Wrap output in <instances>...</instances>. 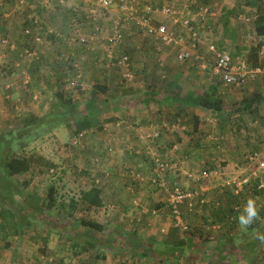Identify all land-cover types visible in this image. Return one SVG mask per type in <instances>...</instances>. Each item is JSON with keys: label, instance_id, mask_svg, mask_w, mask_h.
I'll use <instances>...</instances> for the list:
<instances>
[{"label": "crops", "instance_id": "0c3cea01", "mask_svg": "<svg viewBox=\"0 0 264 264\" xmlns=\"http://www.w3.org/2000/svg\"><path fill=\"white\" fill-rule=\"evenodd\" d=\"M20 1L0 0V33L7 35L11 39V42L8 40L4 43L2 42L4 45L1 43L0 50L1 47L2 49H17L22 47L23 41L20 40L22 37L21 29L30 23L28 14L37 12L40 17L42 16L43 19H41L42 21L44 20L43 23L46 26L61 35L60 38H56L58 39L57 43L52 42L51 45L49 41L53 37H48L44 40L45 42L37 47L40 54L38 61H36V67L44 75L40 76L41 80L49 76L55 82L51 72L56 67L52 66L53 64H50V61L57 63L56 59H61V55L63 54L68 56L69 51H74V57H77L81 66L82 64L84 66L92 65L93 63L98 64V67L94 65L96 76L91 74L93 70L90 68L88 74L82 78L84 80L83 85L90 78H97V75L104 79L109 78L110 72L107 69H100L102 68L101 61L103 58L99 56L101 47L98 46L102 42L105 45L107 44L106 40H100L101 37H104L102 36L103 32L99 35L94 34L95 38L89 36V32L82 33L87 36L85 43H77L75 40H71V34L73 33L69 24L71 13L73 15L80 14L82 6H85V11L89 13L92 9L97 8V0H23L24 4H20ZM133 1L137 5L151 4L149 0ZM154 1H157V3H154L153 6L159 7L160 0ZM222 1V4H224L223 9L225 8L224 14L231 16L239 14L238 19L242 21L243 25H246L245 21L248 18L250 19L252 22V34L257 39L253 20L260 8L264 12V0ZM86 5L90 6L87 8ZM199 6L200 0L198 1ZM33 7L36 8V11ZM198 7L192 14V18L197 26L198 20L196 21V18L199 17L200 10L196 11ZM113 11L115 12V8ZM233 11L238 12L234 13ZM210 12L213 15L207 19L209 25L217 17L214 11L211 10ZM162 16L169 23L171 22L170 17ZM244 17L246 18L245 20L243 19ZM158 21L161 22V19H158ZM202 24L204 23L202 22ZM109 25L106 36L111 33V22ZM247 29L244 26L241 31L239 30L241 38L248 34L246 32ZM88 37L90 40H88ZM136 37L144 38L143 49L150 47L151 52H154L153 50L157 52V49L149 38L141 36L134 28H131L126 33L123 42L119 46H116L119 53L125 52V48H128L132 41L135 42ZM198 41L200 42V38ZM19 44H21V47H19ZM165 48L168 49L169 47L162 46L159 51H162V49L164 51ZM219 49L227 50L231 56L234 53L237 54L238 57L232 56L235 61L244 60L253 65L262 64L264 61V47L258 53V62L256 64L244 59L249 58V55H246L241 48H238L239 50L236 48V50L232 51V48L229 49L221 46ZM19 53L22 56L20 60H27L21 54V50ZM33 67L36 69L35 66ZM59 67L63 70L62 66L59 65ZM164 77L165 75H162V78ZM177 77L178 74L175 73L169 80L170 85L173 86L176 83ZM206 78L209 77L206 76ZM216 78L219 81L217 76ZM2 80L0 78V83ZM45 82L47 83L48 80L46 79ZM219 83L221 84L220 81ZM214 84L210 83V87L215 86ZM206 85L208 86V84ZM221 86L226 87V90H218L221 96L222 94L225 95L224 99L227 97L226 93L231 92L228 94V100L223 106L222 114L220 111L215 114L210 109L199 106L194 107V99H197L201 94H199V91L197 92L198 85L187 89V92H190L192 96L193 105L191 106H185L184 103H180L184 99L186 92L181 94V92L173 91L174 93L169 98L171 102L169 108L173 109L176 115H178L179 112L192 111L194 107L195 115L193 123L197 121V130H195V134H188L184 132L185 130H181L184 127H177V129L173 127L169 130L160 129L157 145L154 143L155 140L151 141L146 135L158 130V127L153 125L152 122H156L159 118H156L155 114H152L156 112L146 110L145 108L154 106L153 103L156 102L155 96L158 95V89L148 92L146 90L144 98H151L148 104H145L144 100L146 99H143L142 103L132 105L127 110L114 106L117 104L116 102L114 103L115 99L111 100V97L105 95L104 100L101 101L100 99V103L98 102L97 104H102L103 107L109 104V115H104L103 119H113L105 121L106 123L102 125L101 130L93 126L90 129L83 130L79 135L73 136L72 130L68 129L69 139L66 142L60 141L62 137L57 132H53L51 137L56 139V142L59 140L65 145H72L75 149H79L75 156L74 153H68L69 157L66 158L68 167L64 165V168H68L67 171L70 170V167L73 168L71 160L74 164L83 163L80 157L88 154V149L93 151V155L97 157L95 159L92 158L91 164H88L89 159L86 155L84 163L87 167L78 168L79 179L76 184H82L80 188H65L62 197L58 194L60 188L57 189L58 203L62 204H59L49 212V216L52 219L48 221L53 222L54 216L61 212L62 215L77 217L79 221L89 220L98 223L102 226V230L94 233L90 232L88 227H85L67 230L65 234L48 232L42 238L41 247L45 251L49 250L51 254H56V257L60 255V259L64 261L69 259L74 261L73 264H88L87 262L92 259L95 260L92 264H107L110 253L103 246L109 242L112 244L111 249L121 250L120 254L123 255L125 264H264V259H259L262 253L260 250H264V239H259V236L264 233V222H262L264 200L260 199L264 197V192H260L256 188L258 179L255 180L253 176L255 163H250L249 160L245 159V156H248L250 152L260 148L259 143L264 138V113L261 110L262 99L264 97V80L258 78L238 88L235 86H224L223 84ZM39 89H41V86ZM59 91L62 90L52 93L54 98ZM34 92L36 93L30 94L29 97L37 102L36 104L43 100V98L48 97V94L45 92V94L40 91ZM63 93L67 96L66 92ZM89 93L91 94L90 90ZM118 94L121 95L122 93L119 92ZM11 95L13 96V94ZM2 96V88L0 86V110L4 101ZM96 96L100 97L99 94H96ZM252 96L260 99L248 108L241 105L244 102L243 100L249 99ZM106 102L107 105H105ZM232 102L236 103V105L231 106L230 103ZM94 106L97 107L96 104ZM35 107L39 109L41 106L39 104L35 105L33 106V110ZM252 109L253 111H251ZM164 111L165 108L161 112L163 113ZM158 113L161 114L160 112ZM125 116L128 119L126 121L128 122L127 125H123L118 130L112 126L116 117L122 120ZM220 116H225L221 120V124L215 122L218 121ZM133 117L137 119L135 122ZM210 120L213 121L210 122ZM74 128L75 125L72 129ZM177 130L178 132L174 133ZM219 133L224 136V139L218 148L214 145V139ZM110 138L113 139L110 141ZM101 143H103V148L97 149L96 146ZM150 144L156 146L165 155L183 158L184 154H189V159L185 163V170L193 169L195 172H199L202 169H209L213 173L209 178L201 182L186 180L183 172L173 173L166 178L169 185L176 183L185 189L198 187L203 192V203H196L193 211H189L186 204H183L181 207L182 217L189 225V230L187 231L178 230L172 226V217L167 206V191L165 190L168 188H163L164 190L161 191L159 190L160 188L151 185L149 182L152 166L149 164V161H151L149 155L147 156L144 153V149L146 152V147ZM94 145L96 151L92 150L94 149L92 148ZM120 145H122V148ZM78 146H85L87 150L84 149L85 151H83ZM108 147L112 148V152L107 151ZM132 151L136 152L133 153ZM131 171L141 173L142 182L133 181ZM238 175L241 176L239 177ZM88 178L92 182L91 185L88 182ZM232 179H249L250 184L245 185L239 194H236L233 189L235 187L229 185V180ZM261 180L264 182V176ZM125 185H130L131 188H126ZM91 186H97L100 189L101 206H91L81 198V192L89 190ZM23 191L33 197L39 204L46 203L47 201V192L43 199L39 201L34 191H30L27 188ZM250 198L256 201L259 209L258 215L251 224L241 226L237 217L243 212L246 202ZM134 200H137L138 204H134ZM236 202L241 207L237 211L239 212L238 214L232 212V208H234ZM153 210H155V213H152ZM38 221L41 224V220L38 219L36 223ZM93 235L95 238L98 235L101 243H103V245L99 246V250L104 254V258L96 256L97 249H95L96 252L93 254L94 257L92 254L86 253V250L78 249V251H72L70 249L72 244L83 243L86 238H91ZM24 236V232L19 236H9L6 239L9 242L7 246L4 243L5 241L0 238V246H2L0 247V264H16L13 260L18 257L22 258L26 264V262H31L36 257L37 254L33 252L32 242ZM43 242H45V245ZM54 242H60L61 245H65V250L68 252L60 253L56 249V246H53ZM34 247L36 248V246ZM245 249L249 250V254L252 256L251 260H249L248 254H246L247 250ZM257 252H259L258 257ZM255 254L256 258H253ZM112 257L114 258V256ZM38 258L44 261L43 264H47L53 257L39 254Z\"/></svg>", "mask_w": 264, "mask_h": 264}, {"label": "rangeland", "instance_id": "374dc122", "mask_svg": "<svg viewBox=\"0 0 264 264\" xmlns=\"http://www.w3.org/2000/svg\"><path fill=\"white\" fill-rule=\"evenodd\" d=\"M6 1V0H4ZM152 6L154 3H157V1L149 0ZM179 4H184L185 0H179ZM222 0H200V6L196 11H198L200 8L207 7L209 8V12L212 10L216 14V18L214 19L213 23L209 25L207 22V19L212 17L209 14H206V21H202L203 19L199 16L196 18V21L198 20L197 24L199 26V38L200 42H198V45L196 46L194 53L192 54V57L187 60L186 62H179L174 57L176 53V49L173 48H165L164 51H159L157 53L155 50L154 52H151L150 47L143 49V44L145 43V40L143 37H136L135 42H131L129 44L130 46L128 48H125L126 54L129 56V64L127 67H122L120 69H115V65H113L109 58L108 54L111 53V51H116V53H119V50H117V47L115 50L109 46V43L107 42V36L106 32L109 29V24L111 20H115L117 16L116 12L112 11L110 14H108V19H104V16L100 19L94 20L92 17H90V12L87 13L85 11L86 7L82 6V12L80 14H72L69 19L70 27L73 29V33L71 34V40L78 35H84L85 32L89 34V36H94L93 29L96 24L101 26L102 30L96 34H100L103 32L100 40H106L107 44L102 42L99 43L101 47V51L99 52V56L102 57L101 66L102 69H107L108 72H110L109 78H102L97 75V78H90V80H87V83L82 86V83H84L83 76L87 75L90 71V68L93 70L91 74L93 76H96L95 72V66L98 67V64L93 63L92 65L84 66L78 62L79 60L77 57L73 56L71 59H66V54L61 55V59H56L57 63H53L50 61V64H53L52 66H55L56 69L51 72V75L54 76L55 82L49 78V76L40 79L41 72L36 67L39 59L40 51L36 48L35 55L27 57L24 56L27 60L24 59L20 60L22 57L20 55V50H22L21 44H19V47L17 49H2L0 50V78L3 79L0 83V86L2 88V99L3 105L0 110V134L5 135L8 130L15 129L16 134H14V138H22L23 140H27V137L23 136L21 133V128L23 122H30L34 121L33 124V133L41 134L36 135L34 139L29 140L27 143V146L22 150L20 146H18L16 139L14 143H11V150L14 152H18L21 154H25L32 157L33 163L31 164V168L29 171L22 175H15L11 178L16 188H22L24 190L29 189L30 191H34V194L36 198L41 201L47 192L50 185H54L55 188H60V191H58V194L60 197L63 196V192L65 188H80L81 185L76 184L78 181V168L87 167L85 165V158L86 155L89 159L88 164H91L92 158L95 159L97 157L96 155H93V151H90L88 149V154H84L80 159H82L83 163L81 164H74V162L71 160V164L73 165V168L70 167L69 171H67L68 168H64V165L68 167V163L66 162V158L69 157L68 153L71 152L77 154L78 148L75 149L73 146H68L60 141L66 142L68 138V129L73 130V117H69V123H65L59 118L57 119L59 122L53 127L54 129L50 131L48 134H42V132L48 130V128H51L47 123H50L52 121H47L46 115L49 114L47 109L52 108V106L55 103V98L52 95L54 91L62 90L63 92H66L67 96L70 97L77 108L81 109V116L88 115L93 122L96 124L103 125L104 122L103 117L104 115H109L108 105L107 102L105 105L97 104L104 100L105 95H108L112 99H115L114 103L116 102L114 106H118L124 110H127L131 108L130 106L136 105L139 103H142L144 94L147 90H153L158 89V95L155 96L156 102H154V106L146 107V110H150L152 113L155 114L156 118H159L156 122H152L153 125H156L158 128L161 126V123L163 121L173 125L175 129L182 128L185 130V133L188 134H195V131L193 129V117L195 115L194 113V106L192 108V111L188 112H179L178 115L173 111V109H170L169 106L171 102L169 101L170 96L174 93L173 91H178L183 94V92H187V89H190V87L194 85H198L199 94H203L204 91L208 90L210 88V83H215L214 85L219 88V90L223 91L226 90V87L221 86L219 81L216 78V74H214L213 71V61L211 53L209 52L208 48L211 44H214L215 47H226L231 49L232 51L236 50V48H241L244 50L246 55H250V51L254 50L256 44L259 41V38L252 34V22L248 18L246 20V25L242 24V21L238 19V15L231 16L224 14L225 8L223 9L224 4H222ZM238 4V3H237ZM87 8L90 5H86ZM234 13H237L238 11H233ZM32 14L29 13L28 16ZM36 14V13H35ZM159 16H161L159 18ZM42 18V16L40 17ZM156 20L161 19V22H165L166 24L170 25L167 19H164V17L161 14L155 15ZM43 19V18H42ZM246 19L245 17L243 18ZM194 20V19H193ZM44 21V20H43ZM200 21V22H199ZM204 24H202V22ZM78 23V24H77ZM75 25H78L80 28L78 30H75L73 27ZM77 26V27H78ZM107 26V27H106ZM247 27V33L246 36L240 37V31L242 27ZM23 27V26H22ZM22 30V29H21ZM240 30V31H239ZM84 33V34H82ZM105 34V35H104ZM106 36V37H105ZM133 36V35H131ZM135 36V35H134ZM78 37H76L77 39ZM8 40L11 42V39L3 33H0V45L1 43ZM21 41L22 38H20ZM56 38L50 39L49 43H57ZM78 40V39H77ZM88 40L89 37H88ZM79 43L78 41H76ZM89 42V41H88ZM2 43V44H3ZM135 44V45H134ZM4 45V44H3ZM52 45V44H51ZM2 46V45H1ZM23 46V45H22ZM139 46V47H136ZM239 50V49H238ZM103 51V53H102ZM74 52V51H69ZM162 52V54H160ZM249 52V53H248ZM102 53V54H101ZM3 54L5 55L3 57ZM69 54V53H68ZM144 54V56H143ZM70 56V55H69ZM163 56V57H160ZM235 57H238L237 55ZM36 58V59H35ZM76 59V60H75ZM245 60L249 61L251 57L244 58ZM77 62V68H80L81 72V79L79 83L81 85H78L77 87L68 88V78H71L76 74L74 71V67L71 66L72 61ZM41 65V64H39ZM62 66L63 70L59 67ZM95 65V66H94ZM35 66L36 69L33 67ZM115 66V67H114ZM74 68V69H73ZM70 70V71H69ZM64 71V73H63ZM74 71V72H73ZM37 72V73H35ZM3 73V74H1ZM43 73V72H42ZM56 73V75H55ZM177 73L178 77L176 80V83L170 85V79L172 76ZM124 74H129V76L125 77ZM2 75V76H1ZM162 75H165L164 78H162ZM208 76L209 78H206ZM48 80L46 83L45 80ZM258 79V78H257ZM95 83L100 84H106L107 85V92L102 93L101 91H98L96 94H99L100 97H97L95 99H91L89 90H93V85ZM208 84V86L206 85ZM218 84V85H217ZM41 86V89L39 87ZM34 91H40L42 93L48 94V97L43 98L40 102H38L39 106H41L39 109L38 107H35L33 110V106L38 105L36 104L34 100H32L31 97H29L30 94H35ZM121 92L122 94L119 95L118 93ZM227 92V91H225ZM237 92V91H236ZM235 92V93H236ZM44 93V94H45ZM229 93L227 92L226 98L224 99V96L222 94V98L224 99V104L227 102ZM232 93V94H235ZM13 94V96L11 95ZM196 96V95H195ZM90 99V101H93L97 107L91 108L88 106L87 101ZM167 99V100H166ZM88 101V102H90ZM85 102V104H84ZM84 104V105H83ZM231 104V103H230ZM236 103L231 104V106H235ZM45 106V107H44ZM173 106V105H171ZM191 106V105H189ZM117 107V108H118ZM47 108V109H46ZM165 108V111L162 113L163 109ZM160 109V110H158ZM36 110V111H35ZM83 111V113H82ZM160 112L161 114H159ZM151 114V113H149ZM68 115H66L67 118ZM154 117V118H155ZM124 119H120L119 117H116V120L113 121L112 126H114L117 130L122 128L123 125H127L128 119L127 116L123 117ZM134 122L137 120L135 117ZM221 118L219 117L218 122L221 124ZM37 121V122H36ZM47 121V122H46ZM140 128V127H138ZM173 131V130H172ZM20 132V133H19ZM53 132H57L59 136L62 137L60 141L56 142V139L51 137V134ZM178 132L174 131V133ZM173 133V134H174ZM58 136V137H59ZM38 138V139H36ZM60 138V137H59ZM159 139V138H158ZM157 139V140H158ZM21 140V141H23ZM156 140V143L158 144ZM103 143L99 144L98 148H103ZM13 145V146H12ZM81 150L85 151L82 146H78ZM122 148V145H120ZM94 151H96L95 145L92 147ZM115 149V147H114ZM135 153L136 151H132ZM143 155H145L143 153ZM146 156V155H145ZM146 158V157H145ZM149 159V158H148ZM78 162V159H77ZM221 163V160H220ZM75 170V171H74ZM218 171V169H217ZM213 174V173H212ZM239 177L241 175H238ZM122 178V177H121ZM73 182V183H72ZM88 182L91 185L92 182L88 178ZM2 194V193H1ZM18 197V196H17ZM1 200L4 197H0ZM58 198V195H57ZM260 199L264 200V197H261ZM17 200V199H16ZM22 200V198H21ZM17 201L13 204H9L8 206L13 207L15 209L18 208L19 205H17ZM7 205V203H6ZM23 214V211H21ZM78 215V212H77ZM263 219L262 222H264V213H263ZM79 220L77 217L74 216H68V215H62L61 212H59L56 216L53 218V222L50 221H42L41 224L34 223L32 226H30L26 231H24L25 238H27L29 241L32 242L33 252L36 253V257L32 259L31 262H26V264H43L44 261L41 258H38L39 254H41V246H42V238L44 234L50 233H58V234H65L67 230H72V226L74 224H79ZM264 224V223H263ZM78 228H83L79 227ZM175 228V227H174ZM43 244H45L43 242ZM36 246V248L34 247ZM53 246H56V249L60 251V253H67L68 251L65 250L66 246L61 245L60 242H54ZM83 246V243L76 244V247L71 246V250H77L81 249ZM2 247V246H0ZM106 250H108L109 254V260L107 264H125L124 257L121 253V250L111 249L112 244L109 242L107 245L103 246ZM86 253L93 254L96 252L93 248H88ZM89 251V252H88ZM112 252V253H111ZM261 257L260 260L264 259V250H260ZM97 253H101L99 250H97ZM44 255L52 256L53 258L49 261L47 264H73L74 261L72 260H66L60 259V255L51 254L49 250L45 252ZM114 256V258L112 257ZM94 257V256H93ZM72 259V258H71ZM14 263L16 264H25L22 258H14ZM95 262L94 259L88 261V264H92Z\"/></svg>", "mask_w": 264, "mask_h": 264}, {"label": "built area", "instance_id": "2783aa9c", "mask_svg": "<svg viewBox=\"0 0 264 264\" xmlns=\"http://www.w3.org/2000/svg\"><path fill=\"white\" fill-rule=\"evenodd\" d=\"M98 6L90 11V17L94 20L100 19L104 16V19H108V14H110L114 8L117 14L115 20H111V33L107 35V42L111 48H116L119 46L126 33L131 28H134L141 36L149 38L152 44L159 52L162 46H167L169 48L176 49L175 58L177 61L183 63L189 60L194 53L199 40L198 26L192 18L193 11L198 7L199 0H185L184 4H179V0H160V6L154 7L149 3L144 5H137L133 0H97ZM20 4H24L21 0ZM36 11V8L33 7ZM36 13V14H35ZM30 14L28 19L30 21L29 25L22 28V40L23 46L21 54L23 56H33L35 55L36 48L45 42L48 37L60 38V33L52 30L46 26L40 16L35 12ZM162 14L170 17L172 24L168 25L164 22H159L156 20L155 15ZM206 14L213 15L209 12L208 8H200L199 16L206 21ZM78 24V23H77ZM75 25L73 28L78 30L80 27ZM73 30V29H72ZM102 30L101 26L96 24L93 29V33L96 34ZM72 39L80 43H85L87 36L78 35ZM114 50V49H113ZM212 56L213 61V71L218 77L221 84L224 86H235L241 87L248 84L251 81H255L257 78L264 80V61L262 64L252 65L244 60L235 61L230 52L227 50H222L210 44L208 48ZM161 51V50H160ZM70 55V56H69ZM264 55V53H263ZM74 52H69L66 59L72 58ZM109 60L119 68L127 67L129 64V56L125 53H116L111 51L108 54ZM74 67L76 74L71 78H68V88L77 87L81 85L79 83L81 79L80 68H77V62L74 60L71 63ZM73 71V72H74ZM125 77L129 74H124ZM83 86V84H82ZM261 110L264 113V98L261 104ZM213 120H210L212 122ZM173 128V125L163 121L158 130L153 131L146 135L148 139L154 141L157 145L156 140L160 137V129L169 130ZM113 138H110L111 141ZM261 149L254 150L248 154V160L250 163H255V170L253 171L254 179H258L256 185L257 189L264 192V182L261 178L264 176V138L259 143ZM108 152H112V148H107ZM144 153L150 158L151 171L149 182L151 185L160 188L159 190L167 191V205L171 210L172 214V226L180 229L182 231L188 228L187 224L184 222L181 214V207L186 203L188 209H193L195 204L199 202L203 203V192L198 187L184 189L179 184H173L168 186L166 181V176L168 173H178L184 170V159H179L171 156H165L159 149L150 144L146 147V152ZM210 170H202L198 173H193L191 171H186V177L189 180H195L201 182L211 175ZM133 181L142 182L141 173L131 171ZM249 179L229 180V185L234 186V192L239 194V192L244 188L245 185H249ZM127 184H129L127 182ZM126 186V185H125ZM126 188H131L127 185ZM134 204H138L137 200L133 201ZM152 213H155L153 210Z\"/></svg>", "mask_w": 264, "mask_h": 264}, {"label": "trees", "instance_id": "16d2710c", "mask_svg": "<svg viewBox=\"0 0 264 264\" xmlns=\"http://www.w3.org/2000/svg\"><path fill=\"white\" fill-rule=\"evenodd\" d=\"M258 11L259 12L254 18L253 23H254V29H255L257 37L259 38V41L256 44L254 50L250 51L251 54L249 55V57H251L249 61H251L254 64L258 62V53L262 49V47H264V12H263V9L261 10V8ZM236 55L237 54L235 53L232 54L233 57H235ZM117 68L120 69L119 67L116 66L115 69ZM218 90L219 88H217L216 86H211L210 88H208V90L204 91L202 95L200 94L197 97V99L196 98L194 99L195 100L194 106H197V107L199 106L205 109H210L212 112H215V114L218 113V111H220V113L222 114L223 106L225 104H224V99L219 94ZM98 91H101L102 93L106 92L107 91L106 84L95 83L93 85V90H91V94H90L91 99L96 98V93ZM55 98L56 100H55L54 105L52 106V108L48 109L49 114L46 115L47 121L48 120L52 121L47 124L52 125V126H50L51 128H48V130L42 132V134H45V133L48 134L50 131H52L54 129L53 127H55V125L59 122L57 120L58 118L65 123H69L70 116H74L73 124L75 125V128L72 130L73 136L74 135L77 136L83 130L90 129L93 126L98 130L102 129V125H98L95 122H93V120H91L90 117H88V115L81 116V114H79L80 111L75 105V103L73 102V100L70 97H67L62 91L57 92V95L55 96ZM143 99H146L144 100L146 102L145 104H148L151 101V98H148V97L143 98ZM259 99L256 96H252L249 99L243 100L244 102L241 103V105L248 108L249 106L254 104L255 101H258ZM93 101H90V102L87 101L88 106H90L91 108H93L94 107L93 105L95 104ZM180 103L181 104L184 103L185 106L193 105L191 93L186 92L184 99L181 100ZM242 106L241 108L243 109ZM251 111H253V109ZM66 115H68L67 118H66ZM220 118L223 120L225 116L224 117L220 116ZM112 119L113 118H107L103 121L104 122L111 121ZM34 121L32 120L30 122H23L22 126H20L21 133L20 132L19 133L27 137V140H23L22 138L18 137L19 139L23 140V141L17 140L19 141L18 146H20L22 150L27 146V143L29 140L34 139L36 135H41V134L33 133L32 123H35ZM221 128H222V125H221ZM193 129L194 131L197 130V121L193 123ZM14 134H16L15 129L8 130V132L5 135L0 134V197H4L2 200L0 198V238L5 241L4 243L6 246L9 244V242L6 241V239L9 236L21 235L30 226H32L34 221H37L38 219L42 221H47L49 219H52L49 216V212L55 209V207L58 206L59 204H62V203H58L57 188H55L54 185H50V187L48 188L46 203L44 202L41 204H39V202L33 199V197H31L29 194L25 193L22 188L21 189L16 188L11 178L15 175L23 174L29 171V169L31 168V164L33 163V160L31 156L21 154L18 152H14V151H10L12 148L11 143L13 144L14 141L18 139V138L16 139L14 138ZM223 139H224V136L221 133H219L218 136H216L214 139L215 140L214 145H216L219 148L220 143ZM82 147L86 149L85 146H82ZM165 156H168V155H165ZM179 159H184L183 160L184 170L182 172L185 175L186 174L185 163L189 159V154H184L183 158H179ZM245 159L248 160V156H245ZM149 164L151 166L150 161H149ZM202 170H209V169H202ZM202 170H200L199 172H201ZM169 175H172V174L168 173L166 178ZM173 184H176V183H172L170 185L168 184V186H172ZM16 197H17V200L15 199ZM81 198L83 199L84 202L88 203L91 206L98 207L102 205V200L100 198V189L97 186H91L89 190L81 192ZM16 201L18 203L17 205H19L18 208L16 207L15 209H13V207L8 206V202L9 204H13ZM197 204H199V202H197ZM236 204L237 202L235 203L234 208H232V212L235 214H238L239 212L237 211H239L241 207L240 205L238 204L236 205ZM21 211H23V214ZM189 211H193V209L191 208L189 209ZM169 212L171 214L170 209H169ZM171 217H172V214H171ZM184 222L188 226V228L184 231H187L189 230V225L186 221ZM78 226L83 227V228L88 227L90 232H94V233L96 231L100 232L102 230V226L100 224L95 223L93 221H89V220H81L79 224L77 223L74 224L72 226V230L77 229ZM259 239H264V233L259 236ZM83 243L84 245L81 248L83 251L89 250L88 248L99 250V246L103 245L98 235L96 238L94 235L91 236V238L90 237L86 238ZM72 245L73 247H76V244H72ZM40 251L42 255H44L46 252L44 248H41ZM246 254H248L249 260H251L252 256L249 254V250H247ZM258 255H259V252H257V257ZM96 256L99 258L105 257L103 253H96ZM253 258H256V254Z\"/></svg>", "mask_w": 264, "mask_h": 264}, {"label": "clouds", "instance_id": "9594fccd", "mask_svg": "<svg viewBox=\"0 0 264 264\" xmlns=\"http://www.w3.org/2000/svg\"><path fill=\"white\" fill-rule=\"evenodd\" d=\"M185 171H191L193 173H196L193 169H188ZM185 179L189 180V179H187L186 175H185ZM186 189H190V188H186ZM184 204H186V203H184ZM258 211H259V209H258V206L256 204L255 199H253V198L248 199L243 212L240 213L237 217L239 224L241 226H247V225L251 224L252 221L257 217Z\"/></svg>", "mask_w": 264, "mask_h": 264}]
</instances>
